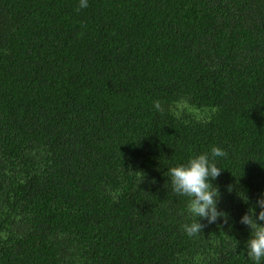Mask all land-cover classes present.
I'll return each instance as SVG.
<instances>
[{
  "label": "trees",
  "instance_id": "trees-1",
  "mask_svg": "<svg viewBox=\"0 0 264 264\" xmlns=\"http://www.w3.org/2000/svg\"><path fill=\"white\" fill-rule=\"evenodd\" d=\"M78 4L0 0V264H256L264 0ZM214 146L227 220L189 237L167 170Z\"/></svg>",
  "mask_w": 264,
  "mask_h": 264
},
{
  "label": "clouds",
  "instance_id": "clouds-1",
  "mask_svg": "<svg viewBox=\"0 0 264 264\" xmlns=\"http://www.w3.org/2000/svg\"><path fill=\"white\" fill-rule=\"evenodd\" d=\"M87 7L88 0H79L77 11ZM154 107H160L158 101L154 102ZM226 156L225 151L214 146L211 148L210 154H200L190 158L184 165L167 170L172 191L177 195L187 197L188 213L199 218L190 224L182 225L184 232L189 237L201 233L203 227H205L199 222L200 220H206L208 224H214L218 219H223L225 222L227 220V214L217 210L220 193L218 187L213 186L211 183L220 176L222 171L216 166L215 159ZM227 190L231 193L233 186H229ZM241 193L243 199L237 197L247 203V196L244 192ZM256 207L260 209L258 214L255 211ZM239 222L250 229L251 235L246 242L247 255L256 264H259L261 259L264 258V192L260 194L255 206L250 207Z\"/></svg>",
  "mask_w": 264,
  "mask_h": 264
}]
</instances>
